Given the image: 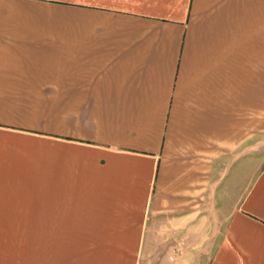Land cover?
I'll use <instances>...</instances> for the list:
<instances>
[{
	"label": "crops",
	"instance_id": "1",
	"mask_svg": "<svg viewBox=\"0 0 264 264\" xmlns=\"http://www.w3.org/2000/svg\"><path fill=\"white\" fill-rule=\"evenodd\" d=\"M0 264H264V0H0Z\"/></svg>",
	"mask_w": 264,
	"mask_h": 264
}]
</instances>
